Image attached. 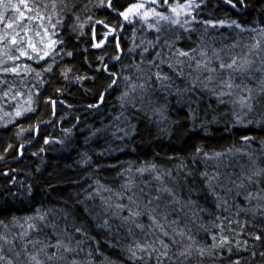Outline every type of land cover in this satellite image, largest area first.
Returning <instances> with one entry per match:
<instances>
[{"label": "snow or ice", "instance_id": "snow-or-ice-1", "mask_svg": "<svg viewBox=\"0 0 264 264\" xmlns=\"http://www.w3.org/2000/svg\"><path fill=\"white\" fill-rule=\"evenodd\" d=\"M99 3L100 6H107L117 12V15L123 18V22L134 23L138 18L142 24H146L157 33L154 41L145 43L141 40L140 45H135L143 46L140 62L134 66L135 72L138 73L135 79L132 75L122 76L125 91L119 97L122 109L120 117L125 121L129 120L125 114L128 107L136 111L151 107L154 115L164 116L167 105L154 106L153 80L159 85L160 90L170 93L174 90L176 96L188 98V111L193 122L197 119V109L192 105L198 107L203 94L215 97L219 104L231 103L234 108L239 107L243 115L236 112L233 115L240 124L243 123V117L256 107L264 109V79L259 81L255 89L243 81L239 84L235 82L237 75H250L254 64L250 57L264 52V39H257V36L264 38V29L259 31L254 28L244 29L235 20H198L197 15L193 13L205 3V0L199 2L183 0V3L180 0H136L122 11L113 6V0H99ZM227 3L236 6L233 0H227ZM74 7V3L69 6L68 0H0V102H2L0 110L5 105L14 108V115L4 112L8 117V123L36 111L33 105L39 96V86L44 83L43 75L53 71L57 57L61 54L60 45L63 44V40L57 38L58 33L55 30L58 26H63L64 16L72 12ZM84 7L87 9V5ZM75 19L79 22L80 16L75 15ZM95 23L109 29L103 20ZM195 24L204 26V34H207L209 27L234 26L242 31L255 32L256 36L252 37L254 43L244 46L248 49L247 53L230 54L227 60L221 55L223 49H212L209 55L208 45L204 43L203 36L200 38L201 43L195 48L185 50L176 47V42L181 39L179 30L195 32L197 31ZM79 26L83 27L82 24ZM123 27L124 23L120 25L121 29ZM75 30L74 26L73 31ZM116 32V27L110 28L104 33L103 39L92 46L100 48L108 36ZM166 33L174 34L175 38ZM188 38L191 39L190 36ZM116 47L119 52L118 41ZM236 47H239L238 43L231 45L233 49ZM150 49L159 50L155 51L152 59H147L145 54H149ZM129 51H134V48ZM63 54L72 56L70 51ZM99 59L103 60V57ZM112 59L119 61L121 55L117 54ZM26 61L35 63L40 69L37 70ZM261 64L262 67L256 71H264V60ZM165 65L174 73L175 78L185 82V87L177 85L174 77L163 70ZM102 71L107 73L109 83L99 95L101 102L104 101L105 94L121 79V75L110 71L107 64L103 66ZM69 72L70 68L64 69L62 75L67 78ZM28 76H32L35 81L31 88H28L30 83L27 81ZM87 78L76 77L77 80ZM17 80L20 85L27 88L26 93L17 86ZM32 88L37 89L35 96ZM198 93L200 95H197ZM25 95L27 100L21 104L19 98ZM194 96L196 99H193ZM225 97L228 98L227 101ZM49 101L55 106V100L49 98ZM137 103L140 105L139 109ZM88 107H99V104ZM120 117L116 119L119 120ZM0 119L3 117L0 116ZM130 128L135 131V125H130ZM23 131L21 129V132ZM64 131L71 133V129ZM121 131H124L125 136L129 135L128 131L124 129ZM254 139L255 137H242L245 144ZM45 143H49V140L46 139ZM261 143L264 145V141ZM20 147L23 148V145ZM10 148L11 144L5 148V152ZM232 154V149L208 153L202 147H197L193 160L201 155L205 159H220ZM246 155L251 160L252 167L239 176L234 173L222 175L219 171L211 175L207 171L200 173L206 181V189L214 197L216 213L199 206L198 200L193 199V195L198 194L200 190L188 187L187 198H184L164 182V176H171V171L161 173L157 165L149 162L137 168L136 172L140 176L148 173L157 181L155 191L152 189L151 181L145 182L147 191L132 179L122 184L119 191L97 181V187L94 192L88 194L86 200H95L98 197L101 201L99 210H96L95 205L89 207L86 201L80 203L84 205L85 213L99 230L97 234L102 232L108 237L103 244L120 248L126 253L129 264H192L194 260L196 264H204L205 260L212 261V264H257V256L260 257L259 264H264V251H257L258 247L264 248V167L257 164L259 157H256L253 151ZM184 167L181 160L177 168ZM125 171L131 172L132 169L128 168ZM192 175L189 170L187 176ZM105 192L109 195L105 196L103 194ZM5 211L6 209L0 206V214ZM61 212L64 220L62 228L58 223L51 222L48 218L49 213L43 209H36L31 216H12L9 223L12 228H19V232L13 235L11 240L8 236L12 230L9 223L0 220V228L4 229L0 232L2 242L0 264H14V261L16 264H95L94 252L103 256L102 264H115L100 251L102 241L91 234L87 221L77 223L71 212L64 209H61ZM204 213L213 216V219L205 223L202 215ZM70 216L71 223L68 222ZM142 217H147V224L142 221ZM41 226L49 227L52 236L46 235L44 240L31 238L33 232L39 234ZM200 232L205 233L211 243L198 239ZM17 240L21 241L20 251L14 250ZM250 240L254 243L250 244ZM6 244L10 245L8 252L13 253L12 258L5 255ZM242 252L249 253V256L240 255ZM22 254L26 260H20Z\"/></svg>", "mask_w": 264, "mask_h": 264}, {"label": "trees", "instance_id": "trees-1", "mask_svg": "<svg viewBox=\"0 0 264 264\" xmlns=\"http://www.w3.org/2000/svg\"><path fill=\"white\" fill-rule=\"evenodd\" d=\"M68 2L70 7L73 3L75 7L64 16L63 26H58L55 30L58 33L57 38L63 40L60 45L61 54L57 57L53 71L43 75L44 83L39 86V96L33 105L36 111L8 123L4 112L14 115V108L5 105L0 110V116L3 117L0 119V157H3L0 159V206L6 209L0 214V220L9 223L12 216H31L36 209H43L49 213V220L58 223L62 228L64 220L61 209L67 210L75 216L77 223L88 222L91 234L102 241L100 251L104 256L109 257L115 264H129L126 253L120 248L103 244L108 237L102 232L97 234L99 230L85 213L84 205L80 203L86 201L89 207L95 205L96 210H99L101 201L98 197L95 200H86L88 194L94 192L97 187L96 182L119 191L122 184L132 179L147 191L145 182L151 181L155 191L158 182L148 173L140 176L136 172L145 162L154 163L161 173L171 171V176H164V182L169 187H173L184 198H187L188 187L200 190L198 194L193 195V199L198 200L199 206L216 213L214 197L206 189V181L200 173L207 171L211 175L219 171L222 175L234 173L239 176L252 167V162L246 155L250 151L259 157L257 164L264 167V145L261 143L264 141V109L256 107L243 117V123L240 124L233 115L234 112L238 113L237 108L231 103L219 104L215 97L203 94L199 106L192 105L197 109V119L193 122L188 111V98L176 96L174 90L171 93L160 90L153 80L154 106L166 104L164 116L154 115L151 107H146L143 111L128 107L125 114L129 120L125 121L120 117L122 109L119 97L125 91L122 76L132 75L135 79L138 73L135 72L134 66L140 62L143 47L135 45H140L141 40L145 43L154 41L157 33L142 24L139 19L134 23H126L118 41V52L116 39L121 31L120 25L124 23L123 18L107 6H100L99 0ZM131 2L136 0H113V6L122 11ZM180 2L183 3V0ZM233 3L235 7L228 4L227 0H205L193 14L197 15L198 20H235L244 29H264V0H233ZM75 15L80 16L79 22ZM88 17L92 19L89 20ZM98 20H103L109 29L116 27L117 32L106 44L94 48L92 45L103 39L104 33L109 30L95 23ZM81 24L82 28L79 26ZM194 27L197 29L195 32L179 30L181 39L176 42V47L185 50L195 48L201 43L200 38L203 36L209 55L212 49H223L221 55L226 60L230 54L247 53L248 49L244 46L254 43L252 37L256 36L255 32L242 31L234 26L209 27L207 34H204L203 25L195 24ZM166 35L175 38L172 33ZM257 39L264 38L257 36ZM237 43L239 47L231 48V45ZM133 48L134 51L130 52L129 49ZM157 50L159 49H150L149 54H145L147 59H152ZM66 51L72 52V56L64 55ZM117 54L121 55L119 61L112 59ZM253 56L250 59L254 63L260 60V56ZM100 57H103V60L99 59ZM26 62L31 63L37 70L40 69L35 63ZM105 64L110 71L120 74L121 79L105 94L104 101L101 102L99 95L109 83L107 73L102 71ZM68 68L71 72L65 78L62 70ZM163 70L172 75L175 83L181 88L186 86L182 79L175 78L166 65ZM76 77L88 78L77 80ZM27 81L30 82L28 88L35 83L32 76H28ZM242 81H245L244 76L237 75L235 82L239 84ZM244 83L255 89L259 82ZM17 86L27 92V88L20 85L18 80ZM58 89L60 91H57ZM32 92L35 96L37 89L32 88ZM49 98L56 101L55 106L50 103ZM26 100L27 95L19 98L21 104ZM225 100L228 98L225 97ZM93 104H99V107H88ZM139 107L137 103V109ZM117 117L120 119L117 120ZM173 121L179 123H172ZM130 125H135L134 132ZM21 129L24 131L21 132ZM65 129H71V133H66ZM121 129L128 131L129 135L125 136ZM244 136L255 139L245 144L242 140ZM46 139L49 143H45ZM9 144L12 148L5 152ZM197 147H202L208 153L232 149L233 154L220 159H205L201 155L193 160ZM236 149L241 151L237 152ZM181 160L185 167L178 169ZM128 168L132 171L126 172ZM189 170L193 173L191 177L187 176ZM103 194L109 195L107 192ZM202 215L205 223L213 219V216L207 213ZM141 219L145 224L148 223L147 217ZM68 222H72L71 216ZM9 227L12 229L8 233L11 240L12 236L19 232V228H12L10 223ZM41 229L39 234L33 232L31 238L44 240L46 235L52 236L49 227L41 226ZM3 231L4 229L0 228V232ZM197 238L211 243L210 238L203 232H200ZM249 243L254 241L250 240ZM20 246L21 241H15L14 250L20 251ZM9 247L10 245H4L5 255L12 258L13 253L8 252ZM257 251H264V248L258 247ZM240 255L247 257L249 253L242 252ZM94 257L95 264H102L103 256L94 252ZM20 260H26V257L22 254ZM256 261L259 264V256ZM192 264H196V261ZM204 264H212V261L205 260Z\"/></svg>", "mask_w": 264, "mask_h": 264}, {"label": "rangeland", "instance_id": "rangeland-1", "mask_svg": "<svg viewBox=\"0 0 264 264\" xmlns=\"http://www.w3.org/2000/svg\"><path fill=\"white\" fill-rule=\"evenodd\" d=\"M260 54L261 55H254L253 56V58L256 57V56H260L259 57L260 60L259 61H255V63L252 66L250 75L249 74H245L244 75V80L246 82H259L261 79H264V71H256V69L262 67L261 61L264 60L263 59L264 58V53L261 52ZM251 77H254V79L251 78ZM245 81H243V82H245ZM236 108H237V112L239 113L240 112L239 107H235V109Z\"/></svg>", "mask_w": 264, "mask_h": 264}, {"label": "water", "instance_id": "water-1", "mask_svg": "<svg viewBox=\"0 0 264 264\" xmlns=\"http://www.w3.org/2000/svg\"><path fill=\"white\" fill-rule=\"evenodd\" d=\"M125 25H126V23L124 22V27L121 29V31H120V33H119L117 39H116V43H117V41H119L120 37L122 36L123 31H124V29H125ZM113 35H114V34H113ZM113 35L108 36V38H107V40L105 41L104 44H106V43H107V42L113 37ZM104 44H103V45H104ZM103 45H102V46H103Z\"/></svg>", "mask_w": 264, "mask_h": 264}]
</instances>
